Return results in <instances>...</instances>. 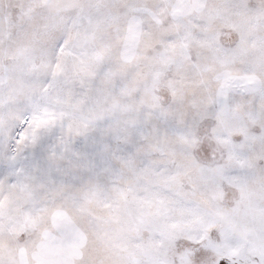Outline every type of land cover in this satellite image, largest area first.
<instances>
[{
    "label": "snow or ice",
    "instance_id": "snow-or-ice-1",
    "mask_svg": "<svg viewBox=\"0 0 264 264\" xmlns=\"http://www.w3.org/2000/svg\"><path fill=\"white\" fill-rule=\"evenodd\" d=\"M0 264H264V0H0Z\"/></svg>",
    "mask_w": 264,
    "mask_h": 264
}]
</instances>
